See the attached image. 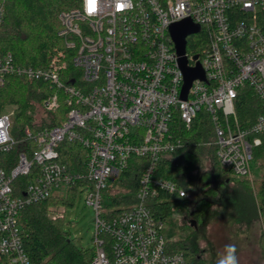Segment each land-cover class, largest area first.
<instances>
[{"label": "built area", "instance_id": "1", "mask_svg": "<svg viewBox=\"0 0 264 264\" xmlns=\"http://www.w3.org/2000/svg\"><path fill=\"white\" fill-rule=\"evenodd\" d=\"M7 1L0 0V26ZM98 8L89 16L86 0H80L58 14L61 45L47 53L44 65H20L0 52V89L8 77H20L42 83L47 92L41 116L23 127L15 126V105H0L5 264H31L22 211L73 189L94 211L90 264H187L150 207L161 195L189 197L190 174L180 182L157 174L163 161L187 165L176 155L184 145L176 119L190 130L203 113L212 132L206 144L218 165L236 178H252L251 163L264 144V0H130L124 12L116 11V0H100ZM184 20L198 28L186 37V67L199 65L204 79H194L182 100L184 76L170 28ZM244 88L259 105L249 125L237 114ZM62 104L64 119L47 125ZM63 142L86 150L81 168L61 153ZM131 167L139 172L135 202L109 204L104 193L111 189L114 195L111 183H123L120 177Z\"/></svg>", "mask_w": 264, "mask_h": 264}, {"label": "trees", "instance_id": "2", "mask_svg": "<svg viewBox=\"0 0 264 264\" xmlns=\"http://www.w3.org/2000/svg\"><path fill=\"white\" fill-rule=\"evenodd\" d=\"M79 1L8 0L5 18L0 26V52L12 54L16 63L20 65H44L47 53L61 45L56 35L59 28L58 14L62 10L77 6ZM190 44L189 39L187 51L191 49ZM45 94L47 92L40 82L8 77L0 89V105L2 107L15 105L17 107L15 126L23 127L33 121L35 113L33 114L31 110L37 108L36 110L39 111ZM66 111L67 108L62 104L56 113L58 118L46 124L59 125ZM258 112L256 97L248 88L242 89L237 101V114L241 123L251 124ZM204 118L205 115L200 113L190 130H185L176 119L177 135L184 141L183 147L176 155L183 158L187 165L171 167L168 162L163 161L157 171L158 176L180 182L185 175L195 173L201 167L199 156L203 154L202 146L212 139L211 126ZM60 151L66 156L67 161H74L81 168L86 155L85 149L63 142L60 144ZM206 156H208V169L204 174L207 172L210 174L209 185L202 184V178L199 179L198 184L190 181L188 198L172 199L167 195H161L160 200L150 203L152 211L163 223L171 214H185L195 217L197 228V220L215 203H219L222 207H242L238 199L231 200V204L227 203L219 186L228 187L232 178L226 176L228 171L218 165L213 153L209 155L207 152ZM255 157H259L264 163V144L258 149ZM120 179L123 183L117 182L114 195L111 194V189H108L104 197L111 205L125 207L135 202L133 194L137 189L139 172L131 167L123 172ZM21 180L25 181L24 178ZM246 183L248 184L247 181ZM76 196L77 192L73 189L65 198H49L45 202L27 206L22 211L20 222L25 235L24 246L31 264H90L93 250H82L68 238L67 233L63 231V217L57 211V207L72 206ZM256 197L257 202L254 199L256 214L258 215L259 212L264 225V181L262 180L256 187ZM171 246L173 251L183 252L187 264H199L195 257L194 239H191V236L184 241L171 242ZM0 264L5 263L0 260Z\"/></svg>", "mask_w": 264, "mask_h": 264}, {"label": "rangeland", "instance_id": "3", "mask_svg": "<svg viewBox=\"0 0 264 264\" xmlns=\"http://www.w3.org/2000/svg\"><path fill=\"white\" fill-rule=\"evenodd\" d=\"M37 109V108H36ZM35 108L31 112L41 116ZM208 142V141H207ZM200 154V168L190 174L192 183L209 185L210 174L208 169V156L213 148L206 142ZM204 174V176H203ZM252 178H236L230 172L227 177L232 178L228 187L222 189L227 203L238 199L242 207H222L219 203L213 204L199 220L194 230L188 220H195L185 214H171L164 222L162 234L167 241H184L188 236L194 239L195 257L199 264H217V260L224 251L225 245H235L239 264H264V225L259 212L256 214L254 199L257 202L256 187L264 181V163L259 157L251 163ZM204 177V178H203ZM248 182V184L246 183ZM112 186H117L113 181ZM254 196V198H253ZM63 217V231L68 238L80 249L91 251L93 249L94 211L85 205L84 194L76 196L74 204L70 207H57Z\"/></svg>", "mask_w": 264, "mask_h": 264}, {"label": "water", "instance_id": "4", "mask_svg": "<svg viewBox=\"0 0 264 264\" xmlns=\"http://www.w3.org/2000/svg\"><path fill=\"white\" fill-rule=\"evenodd\" d=\"M198 32V28L192 26L188 20L181 21L171 26L170 35L175 46L177 55L179 56V64L183 71L184 85L181 91V99L185 100L188 89L190 88L191 82L194 79H204L203 72L199 65L194 68L186 67V59L183 56L186 48V37ZM194 56L192 59H196ZM189 225L196 228V222L194 220H188Z\"/></svg>", "mask_w": 264, "mask_h": 264}, {"label": "clouds", "instance_id": "5", "mask_svg": "<svg viewBox=\"0 0 264 264\" xmlns=\"http://www.w3.org/2000/svg\"><path fill=\"white\" fill-rule=\"evenodd\" d=\"M100 0H86V13L89 16H94L98 13ZM130 7V0L126 2V0H116V11L117 12H124ZM0 127H3L0 124ZM3 133H0V136H3ZM185 193H182L184 196ZM237 249L235 245L229 244L225 245L223 253L220 255L219 259L217 260V264H239L238 257L236 255Z\"/></svg>", "mask_w": 264, "mask_h": 264}]
</instances>
